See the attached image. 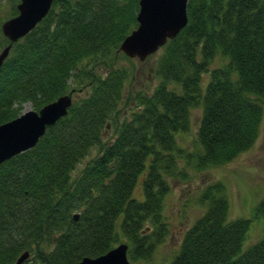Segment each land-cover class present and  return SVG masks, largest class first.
<instances>
[{"label":"trees","instance_id":"1","mask_svg":"<svg viewBox=\"0 0 264 264\" xmlns=\"http://www.w3.org/2000/svg\"><path fill=\"white\" fill-rule=\"evenodd\" d=\"M10 1L9 17L19 0ZM138 8V0H54L0 67V124L18 116L21 103L39 110L62 94L84 92L33 148L0 163V264H14L25 250L35 264H73L120 242L130 262L150 261L167 232L169 179L227 164L258 138L264 0H188L187 24L151 68L155 87L132 92L127 100L136 109L120 120L131 71L117 63L126 57L117 49L137 26ZM2 21L0 15V27ZM7 44L0 28V49ZM195 108L196 147L187 150L177 136L189 131ZM108 121L110 141L103 134ZM196 202L203 212L167 264H264V237L243 249L251 219H229L222 181L205 185ZM255 212L264 218V197Z\"/></svg>","mask_w":264,"mask_h":264},{"label":"rangeland","instance_id":"2","mask_svg":"<svg viewBox=\"0 0 264 264\" xmlns=\"http://www.w3.org/2000/svg\"><path fill=\"white\" fill-rule=\"evenodd\" d=\"M10 0H2L0 5L1 19L9 17L11 10ZM160 50L147 58L139 61L137 58L120 57L119 65H124L131 71V76L125 82L124 101L121 105L123 117H129L131 111L135 110L133 103L127 100L132 92L145 91L150 93L155 87L157 80L152 75V66ZM219 65L215 60L210 68ZM105 72L104 69H98ZM208 74H204V80L208 79ZM73 86V84H71ZM84 95V92H74L73 98ZM20 112L31 108L29 102L21 103ZM201 115V108L192 110L190 118V129L186 133L177 136L179 145L187 150L196 147V130ZM106 141L114 137L113 128L110 121L103 131ZM96 154L93 150L82 162H80L72 174H77L92 156ZM189 179L176 180L169 179V191L164 198L163 215L167 224V232L163 241L158 244L153 252L150 261L136 262L138 264H167L174 254L177 253L185 231L192 225L195 219L203 212V207L196 202L199 191L207 184L222 181L227 187L229 198V219L248 218L251 219L249 229L246 234L243 249L260 241L264 237V218L255 212L257 203L264 197V115L260 126L259 135L254 145L247 151L240 154L231 162L211 167L207 170L196 171L188 168ZM142 180L140 177L136 182L132 198L143 199ZM46 248V247H45ZM30 255L22 264H35ZM132 263V262H131ZM133 264V263H132Z\"/></svg>","mask_w":264,"mask_h":264},{"label":"water","instance_id":"3","mask_svg":"<svg viewBox=\"0 0 264 264\" xmlns=\"http://www.w3.org/2000/svg\"><path fill=\"white\" fill-rule=\"evenodd\" d=\"M53 0H19L17 14L1 23L2 34L9 43L0 49V67L9 55L12 44L29 33L49 12ZM137 26L120 43L117 53L144 61L173 39L187 24V0H139ZM72 104V93L58 96L38 111L28 109L0 124V163L34 147L47 126L65 116ZM77 220L78 213L73 215ZM127 244L121 242L96 257H83L73 264H130ZM29 257L23 251L14 264Z\"/></svg>","mask_w":264,"mask_h":264}]
</instances>
